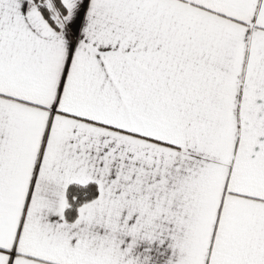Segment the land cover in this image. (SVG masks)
<instances>
[{"label": "snow or ice", "instance_id": "snow-or-ice-1", "mask_svg": "<svg viewBox=\"0 0 264 264\" xmlns=\"http://www.w3.org/2000/svg\"><path fill=\"white\" fill-rule=\"evenodd\" d=\"M0 264H264V0H0Z\"/></svg>", "mask_w": 264, "mask_h": 264}]
</instances>
